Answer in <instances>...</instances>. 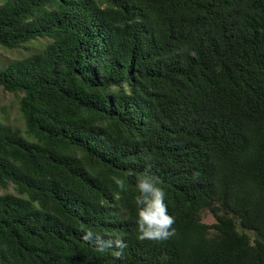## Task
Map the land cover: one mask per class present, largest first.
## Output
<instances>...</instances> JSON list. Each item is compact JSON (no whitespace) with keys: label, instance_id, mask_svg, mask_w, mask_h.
I'll use <instances>...</instances> for the list:
<instances>
[{"label":"trees","instance_id":"1","mask_svg":"<svg viewBox=\"0 0 264 264\" xmlns=\"http://www.w3.org/2000/svg\"><path fill=\"white\" fill-rule=\"evenodd\" d=\"M0 46L31 51L0 66V264H264V0H5ZM146 170L168 241L137 238Z\"/></svg>","mask_w":264,"mask_h":264},{"label":"clouds","instance_id":"2","mask_svg":"<svg viewBox=\"0 0 264 264\" xmlns=\"http://www.w3.org/2000/svg\"><path fill=\"white\" fill-rule=\"evenodd\" d=\"M128 174L132 175L133 173L129 172ZM193 175L196 178L199 173ZM115 183L120 189H124L122 180L115 178ZM161 184L160 178L150 174L149 170L137 176L136 187L139 195L135 198V204L137 206L136 224L139 233L137 238L140 241L164 242L177 234L174 227L175 218L168 213L165 203L166 192L160 186ZM119 247L123 249L127 245L123 241H119ZM120 254L117 253V256Z\"/></svg>","mask_w":264,"mask_h":264},{"label":"rangeland","instance_id":"3","mask_svg":"<svg viewBox=\"0 0 264 264\" xmlns=\"http://www.w3.org/2000/svg\"><path fill=\"white\" fill-rule=\"evenodd\" d=\"M5 0H0V6L4 3ZM47 40H42L40 42L33 43L29 47H39L46 44ZM31 53L30 49H17V50H8L0 46V66L7 64L8 62L16 59L25 57ZM21 114L19 112V99L17 96L5 92L0 87V121L8 122L13 126L18 128H24V123ZM8 192H15L14 188L10 186L8 189H2L0 187V194H5ZM204 221L208 224L215 222L214 218L209 214L203 215Z\"/></svg>","mask_w":264,"mask_h":264}]
</instances>
